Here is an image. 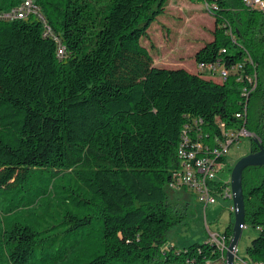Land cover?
Returning <instances> with one entry per match:
<instances>
[{"label": "trees", "instance_id": "16d2710c", "mask_svg": "<svg viewBox=\"0 0 264 264\" xmlns=\"http://www.w3.org/2000/svg\"><path fill=\"white\" fill-rule=\"evenodd\" d=\"M23 1L0 0V188L21 193L5 214L65 192L61 217L48 199L0 228V264H225L212 239L162 247L187 208L168 184L178 148L213 145L221 126L245 127L264 147L262 11L203 0L212 39L193 71L157 67L142 42L168 0H34L41 18L1 16ZM242 184L256 232L246 252L264 264V166L246 169ZM75 199L79 209L68 207ZM224 233L227 242L231 224Z\"/></svg>", "mask_w": 264, "mask_h": 264}, {"label": "rangeland", "instance_id": "374dc122", "mask_svg": "<svg viewBox=\"0 0 264 264\" xmlns=\"http://www.w3.org/2000/svg\"><path fill=\"white\" fill-rule=\"evenodd\" d=\"M213 24L214 17L207 11L203 0H168L165 13L150 26L149 33L142 42L150 47L154 64L157 67H185L195 71L196 64L193 56L200 46L212 39ZM203 75H208V72L204 70ZM253 143V139L249 136H241L238 142L229 147L225 164H222L223 171L218 174V179L230 180L234 164L241 157L250 153ZM40 183H46L45 177L41 179ZM16 189L19 187L0 188V228H3L5 223L9 225L12 221L20 220L21 215H29L34 210L39 212L48 199L51 203L48 204L47 210L55 214L56 217L62 216L58 203H61V196L65 192L63 188L58 189L62 194L52 198H40L27 211L15 210L10 214H5L10 207L18 202L17 198L21 193L14 194ZM173 191L176 195L178 192L185 191V199L182 197V200H176V202L172 195L171 201L178 203L179 208L180 206L183 208L184 203H186L187 208L180 223L167 231L163 248L176 246V248L181 249L193 242H205L212 238L211 233H223L227 226L234 221V213L229 210L231 204L229 198L219 196L216 203L209 204L204 208L198 202L196 192L191 191V189L185 190L183 188ZM18 203L21 204V202ZM66 205L64 204V206ZM70 206L79 209L76 199L68 207ZM255 236L256 232L252 227L245 226L242 229L236 245V256L241 259L240 264H251L246 248ZM66 262L64 260V263ZM206 264H215V262H207Z\"/></svg>", "mask_w": 264, "mask_h": 264}, {"label": "built area", "instance_id": "2783aa9c", "mask_svg": "<svg viewBox=\"0 0 264 264\" xmlns=\"http://www.w3.org/2000/svg\"><path fill=\"white\" fill-rule=\"evenodd\" d=\"M246 5L252 6L262 11L264 14V1L263 0H242ZM6 19L20 18L25 19L30 16L41 18V14L37 5L34 4V0H24L19 6L5 12L1 15ZM62 50L59 49V54ZM200 69H207L211 76L219 75L224 77L226 75L225 69H217L213 66L199 65ZM249 87L244 88V92L249 93L256 85V78H247ZM222 127V134L216 137L213 141V145L205 144L202 141L192 142L190 149L179 147L177 150V156L179 158L181 167L177 170L174 181L168 184V189H191L196 192V198L203 207H207L209 204L217 202L219 196L229 198L231 204L229 210L231 213H235L236 207L232 202V191L230 180L218 179V174L223 171L222 164H225L228 149L235 142H238L241 136H249L252 139H257L254 133L246 130L245 127ZM258 140V139H257ZM259 142V141H258ZM184 143L189 144L190 141L185 138ZM246 225L242 226V229ZM210 239L214 240L219 246L223 257L225 256L226 246L229 240L232 238V234L229 240L226 242L225 233L212 234ZM237 250L235 249V257L237 256Z\"/></svg>", "mask_w": 264, "mask_h": 264}, {"label": "water", "instance_id": "95a60500", "mask_svg": "<svg viewBox=\"0 0 264 264\" xmlns=\"http://www.w3.org/2000/svg\"><path fill=\"white\" fill-rule=\"evenodd\" d=\"M253 141V145L256 144L258 150L254 151L255 149L252 147L250 153L237 160L231 170L230 185L233 194L232 202L236 207V211L234 213V221L230 223L232 225V238L226 246L225 264H235L236 245L241 236L242 226L245 225V201L242 184L243 172L252 167L264 166V147L258 144L257 139H253Z\"/></svg>", "mask_w": 264, "mask_h": 264}, {"label": "crops", "instance_id": "0c3cea01", "mask_svg": "<svg viewBox=\"0 0 264 264\" xmlns=\"http://www.w3.org/2000/svg\"><path fill=\"white\" fill-rule=\"evenodd\" d=\"M188 190V189H187ZM178 191V190H177ZM182 198V197H181ZM184 198V197H183ZM185 199V198H184ZM182 200V199H181ZM225 231V230H224ZM223 231V232H224ZM250 259V258H249ZM240 258L238 257V258H235V262H236V264H240ZM250 263H251V260H250ZM216 264H218V263H216ZM252 264V263H251Z\"/></svg>", "mask_w": 264, "mask_h": 264}, {"label": "flooded vegetation", "instance_id": "af4514ba", "mask_svg": "<svg viewBox=\"0 0 264 264\" xmlns=\"http://www.w3.org/2000/svg\"><path fill=\"white\" fill-rule=\"evenodd\" d=\"M259 145H260V143H258ZM261 146V145H260ZM263 147V146H262ZM255 150L254 151H257L258 150V148H257V145L256 144H254V147H253Z\"/></svg>", "mask_w": 264, "mask_h": 264}]
</instances>
